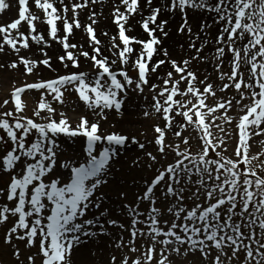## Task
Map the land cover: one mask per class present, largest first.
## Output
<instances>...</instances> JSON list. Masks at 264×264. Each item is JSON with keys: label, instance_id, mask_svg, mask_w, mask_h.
<instances>
[{"label": "snow or ice", "instance_id": "6c2138e0", "mask_svg": "<svg viewBox=\"0 0 264 264\" xmlns=\"http://www.w3.org/2000/svg\"><path fill=\"white\" fill-rule=\"evenodd\" d=\"M57 2L60 9L53 0H31L39 10L37 14L31 11L30 0H18V17L0 24V53H5L7 47L13 57L0 62V71L34 76L43 66L55 73L52 78L14 86L9 97L0 100V132L3 133L0 143L8 145L0 155V169L8 176L5 187L0 188V198L4 201L0 206V224L7 223L10 216L13 218L4 242L12 245L17 259L21 252L13 241L37 248L35 254L27 257L29 264H35L37 257L41 264H74L75 248L90 239L110 235L109 227H118L127 231L130 238L124 241L121 235L117 247H129L136 252L138 238L150 242L142 254L143 264H151L157 245H160L161 257L157 264H165L164 254L179 253L181 246H187L185 253L199 250L205 259L212 249L217 250L219 255L215 256L213 264H223L221 256L227 255L225 248L231 249L229 261L239 259L238 253H244L243 264H264V176L246 167L257 158L248 155L250 135L264 133V0H161L159 4L154 0H119L111 13L118 28L117 35L109 37L115 56L111 60L104 54L103 42L97 35L96 26L103 14L90 10L89 22L84 25L79 19L78 10L101 0ZM9 8L7 0H0V13ZM193 10L203 16L196 31L189 22V11ZM177 12L182 20L177 32L186 36L189 53L179 62L163 46L169 36L166 31L169 20L162 17L165 13ZM136 17L147 38L129 34L134 31L129 21ZM21 22L27 24V34L20 31ZM38 22L46 23L47 35L61 46V54L49 55L46 48L51 47V42L38 31ZM58 22L62 27H58ZM213 25H216L215 36L210 31ZM74 28L87 33V48L70 41ZM101 35L109 34L103 31ZM30 41L37 46L39 55L21 54L22 49L31 51ZM209 44L214 48L219 90L222 93L234 90L238 95L235 104L241 106L243 113L237 124L239 146L234 152L235 159L222 154L219 149L225 140L214 139L211 132L212 127L224 132L215 123L217 120L223 119L226 124L232 121L228 109L233 107V101L225 95L218 98L215 105L206 104L209 95L216 97V87L207 75L200 80L198 69L193 67V62H208L201 53ZM134 45L139 46V51ZM180 47L183 50V45ZM154 57L163 58L154 61ZM82 59L91 63L90 71L80 70ZM226 59L231 65L227 72L222 69ZM57 63L65 71H58L54 66ZM165 65L170 70L161 76L158 70ZM242 65L248 66L247 72ZM153 77L162 84L152 82ZM182 85H186L183 91ZM145 88L152 93L151 107L165 121L163 128L158 124L154 126L153 140L141 142L132 133L106 131L103 125L108 121L107 110L123 118L130 93L142 95ZM69 89L78 93L94 119L82 115L73 126L67 115L57 113L45 97L46 93L50 94L52 100L63 104L64 94ZM26 90L41 92L39 104L33 109V116L39 119L23 115L27 102L21 96ZM178 94L191 95L192 100L174 99ZM245 100L248 103H244ZM10 104L13 107L5 110ZM218 110L222 113L219 117ZM149 115L147 110L143 112V116ZM176 115L183 118L181 127L191 125L201 133L199 152L193 154L188 137L175 130L180 123L175 121ZM169 130L184 147L181 149V144H177L172 149L174 161L145 182L134 205L122 204L130 221L126 227L110 218V210L105 207L108 196L103 191L109 181L115 179L113 165L121 155L120 149L135 145L148 160L159 164L157 155H167L172 147L166 144ZM62 135L84 138L86 146L82 158H65L61 162L58 137ZM101 142L106 146L98 150ZM148 145L158 146L157 155L147 151ZM139 163L137 156L132 164ZM57 165L66 176L52 175ZM190 184L194 191L187 187ZM161 185L163 198L170 202L164 212L156 207L155 191ZM185 191H191L188 199L196 201L191 207L184 203ZM119 198L126 200L127 193L121 191ZM141 202L150 204L146 214L140 210ZM165 214L172 219L161 221ZM128 259L125 256L121 264H128ZM111 260L116 264L115 256ZM132 264H141V256L132 260Z\"/></svg>", "mask_w": 264, "mask_h": 264}, {"label": "rangeland", "instance_id": "374dc122", "mask_svg": "<svg viewBox=\"0 0 264 264\" xmlns=\"http://www.w3.org/2000/svg\"><path fill=\"white\" fill-rule=\"evenodd\" d=\"M193 12H194V14L195 13L201 14L197 10L189 11V13H191V14ZM175 14H179V13L177 12ZM202 18H203V16H199L198 18L193 17V18H189V21L191 20V21L195 22L197 25L198 22L200 23V20ZM137 28L140 32L143 33V36H141V38H147V33L144 32L142 26L139 23L137 24ZM210 31L212 33V36H215L216 35V25H213V27H212V29H210ZM117 33H118V28L116 30L115 35H117ZM180 36L182 37V39H185L187 41L186 36H183V35H180ZM139 38H140V36H139ZM173 48L175 50V55H172V53H171V56L173 58L178 59V62H179L181 57L187 58V56L189 55V53L187 51L188 42L186 43L185 54H182V53H184V52H182V49L178 50L177 54H176V46ZM137 51H139V46H138ZM59 54H61V53L54 54V56L59 55ZM36 55H39V53H37ZM201 55L206 56L208 62L207 63L193 62V67L198 69V75H199L200 80H203L204 77L207 75L210 78V82H213L214 86L216 87V97H212L211 95H209L208 99L205 101V103L208 105H215L216 103L219 102L218 98L223 97L225 95L227 96L228 99L233 101V107L228 109V115L232 116V118H233L232 121H230L226 124L223 119L217 120L215 123H218L220 125V127H222L224 129V132L222 133L219 130V128H216V127H212L211 132L213 134L214 139L220 138V139L225 140V144L221 147V149H219L222 152V154L225 157L235 159L236 157L234 155V152H235V149L239 146V139H238L239 130L237 128V124H238L240 115L243 114L241 112V106H238L235 104V99H238V95L235 93L234 90H232V91L225 90L223 93L220 92V90H219L220 81L217 78L216 71H214L215 61L213 59V57H214L213 45L209 44L205 48V50L201 53ZM9 56H11V54L8 51V49L6 48L5 53H0V62L10 60L11 58H9ZM30 56H32V55H30ZM109 56H110L109 57L110 60L115 58L113 49H110ZM158 58H163V57H157V59ZM154 61H155V59H154ZM54 66L57 67L58 71H60V72L65 71L58 63L55 64ZM163 67H165L167 70H170V67L168 65H165ZM230 67H231V65L228 62V60L226 59L225 63L222 65V69L225 72H227ZM242 67H244L245 72H247L248 66L242 65ZM9 73L10 74H17L18 79L11 78V79L7 80L9 85H8V83L6 85L11 88L10 91L8 90V92L5 89L8 87L0 83V100H2L4 98H8L10 92L14 88L13 86H15V84H18V82H20L21 84L23 82H33L35 79H40V78L48 79V78L54 77V75H55V73H53L51 71H49V72L43 71L39 74V76L37 73H35L34 76H25V75H22L18 71H7V72L0 71V81L2 80V77L4 75L6 76ZM163 75L164 74H161V76H163ZM154 78H155V80H153L152 82L162 84V81L157 80L156 77H153V79ZM178 78L179 77L177 76V79ZM4 79H5V77H4ZM185 89H186V85H182L181 90L183 91ZM146 92H149V93H146ZM25 93H27V94L29 93V94L27 95V108L25 109L23 115H26L28 117H33L34 119H39V118H36L33 116V109L35 107H37L39 104L41 92L37 91V90H27V91H25ZM45 97L49 102H51L52 106L56 109L57 113L63 112L67 115V117L69 118V120L73 124V126L78 122L79 117L82 115H88L93 119L95 118V117H92L91 111L87 108L85 103L79 99L78 93L75 92L74 90L69 89L68 91L65 92L64 98H63L64 99L63 104L59 103L58 101L52 100L50 94L46 93ZM130 97L131 98L129 100H127V102L124 106L123 117H125V118L128 117V118L133 119V120H131L132 122L128 123V124L132 125V127H131L132 131L130 132V129L126 130V128H124V127L115 128L116 125L114 128L110 127L106 131H117V132L125 133V134L132 133V134H135L138 137V139L141 140V142L152 141L153 136H154V126L158 124L163 128L165 125V121L161 118V115L159 113H156L153 110V108L151 107V105L154 103V101L152 100V93L149 91L148 88H145V91L142 95L130 93ZM174 99H180L183 101H187V100H192V97H191V95L181 97L178 94L176 97H174ZM193 102H196V101H193ZM244 103H248V101L245 100ZM12 107H13V105L10 104V105L6 106L5 110L10 109ZM145 110H147L150 113V115L148 117L143 116V112ZM204 110H206V109H204ZM107 114H108V121L104 123V124H107V127H109L110 125H114V122H113L114 120L121 119L120 114L116 113L115 111L107 110ZM216 115L218 117L221 116L222 115L221 111L218 110ZM194 119H195V117H194ZM175 121L180 122V123L176 124L175 130L181 131L182 136L188 137L189 148L192 151V153L195 154V153L199 152L200 151V144L202 143V141L199 139V136L201 135L199 130L195 129L194 126H191V125L181 127V123H183V118L179 115L175 116ZM207 121H208V118L206 117V122ZM225 133H227V136H225ZM0 135H3V133L0 132ZM58 142L60 144V150L59 151L61 152V162H63V159H65V158L77 160V159H80L83 157L84 152H83V150L78 151L79 150L78 148L76 149V146H77L76 143H78V144L80 143V146H82L84 149V144H85L84 138H80V137L72 138V137H65L62 135V136L58 137ZM166 144H170L172 146L171 148H169L167 155H157L158 146H154V145H148L147 146V151H151L154 155H157V159L159 160V164H155V163L151 162L150 160H148L147 157H145L142 152H139L137 150L136 146L133 145L138 154L134 155L133 157H130L128 163L124 166V168H125L126 172H131L130 176L134 177L135 180H139V181L141 180L142 181L141 186L143 187V190H144L145 182L153 179L155 177V175L158 174L159 171L163 170L164 166H166L168 163H172L174 161L175 152L172 149H174L177 144H181V141L173 134L172 130H169L166 132ZM248 144H249L248 155L250 157H257V158L252 159L251 164L246 166V167L254 168L258 175L264 176V133H262L259 136L250 135V139L248 141ZM6 147H8V145H5L4 143H0V155L4 154ZM183 147H184V145L181 144V149H183ZM98 150H102L101 145L99 146ZM137 156L140 157V163H139V165L134 166L132 164V161ZM149 165H151V167H149ZM16 170H17V172H19L20 168L17 167ZM132 174H134L135 176H133ZM52 175L53 176L61 175L59 165H57V168ZM66 175H67V173L65 172L63 174V176H66ZM7 181H8V176L3 172L2 169H0V188L5 187ZM187 187L189 189H191L192 191H194L193 185L190 184ZM120 192L121 191L115 190L112 193L113 195H110L113 199L117 198V200L119 202L118 205L120 207H122V204H124V203L134 205L135 200H136V196H137V194L135 192L131 191V195H129L127 193V199L124 201L120 200V198H119ZM124 192H126V191H124ZM155 195L157 196L156 207H158L162 212H164L166 210V208L169 206L170 202L163 198V185L160 186L159 190L155 191ZM190 195H191V191H185L184 203L189 207H191L194 203H196V201L188 199V197ZM202 201H203V197L201 198V202ZM3 203H4L3 198H0V206H2ZM10 206H11V203H10ZM149 207H150V204L148 202H141L140 203V210L142 212H145V214L147 213V209ZM142 219H143V217H142ZM160 219H161V221H163L164 219L171 220L172 217L168 214H165ZM12 221H13V218L10 216L9 221L7 223L0 224V264H25V262H28L27 257L29 255L35 254L37 252V248L36 247L29 248L23 242L13 241V243L17 247L20 248V252H21L19 259H17V257L14 255V249H13L12 245L6 244L4 242V235H5L6 229L11 225ZM128 225L129 224H125L126 227ZM138 227H144V226L138 225ZM126 234L128 236L127 237V240H128L130 238V235L127 231H126ZM148 243H150V242L146 241L142 238H138L135 241V247L137 248L136 252H132V251H130L129 247H125V249H123L121 251V255L119 257H117L115 255H112V257L113 256L116 257V264H121V261L123 260V258L125 256H127L129 258L128 264H132V260H134L137 256H141V264H143L142 254L144 252H146ZM185 247H187V246H181L179 253H177V252L165 253L164 255L167 257L165 264H213V260H214L215 256L219 255V252L217 250L212 249L211 255L207 259H205L201 255L199 250H196L194 252L189 251V252L185 253ZM159 248H160V245H157L156 246V252L154 253V259L151 262V264H157V261L161 258L159 255ZM224 251L227 253V255L221 256V260H222L223 264H243L244 253H238L239 259L233 258L231 261H229L228 256H231V249L225 248ZM112 257H110V260ZM35 264H41L40 257L36 258Z\"/></svg>", "mask_w": 264, "mask_h": 264}, {"label": "bare ground", "instance_id": "6f19581e", "mask_svg": "<svg viewBox=\"0 0 264 264\" xmlns=\"http://www.w3.org/2000/svg\"><path fill=\"white\" fill-rule=\"evenodd\" d=\"M7 2L10 4V8L5 10L3 13H0V24L10 23L18 17V0H7ZM53 2L56 3V7L58 9L61 8V5L57 2V0H53ZM68 2L69 0H65V3H68ZM118 2L119 0H101V2L96 5H90L89 8L78 10L80 13L79 19L82 25L87 24L89 22L88 15L90 14V10L97 11L103 14L96 28H97V35L103 42L102 47H103L104 54L107 56H109V51L110 49H112L110 47L109 37L115 35L116 30H117V26L113 22V17L111 13L113 11V5L114 4L118 5ZM160 2L161 0H154L155 4H159ZM30 9L32 12L39 14V10L35 8V6L31 3V0H30ZM68 15L71 16L72 14L69 13ZM199 16H202V15L197 14V13L194 14V12L192 14L189 13V18H193V17L198 18ZM162 18L169 20L168 26L166 28V31H169V36L166 39H164L163 46L169 50L170 54L172 53V55H175V50L173 47L176 46V54H177V51L181 49L180 45H183L182 52L184 53L182 54H185V47H186L187 41L185 39H182L180 34H178L177 32L178 26L182 21L180 14L165 13ZM138 19L139 17L130 19L129 23L134 27V31H131L129 34L137 36V37L140 36L141 38V36H143V33L140 32L137 28ZM209 19L211 18L209 17ZM189 22L193 25V29H194L193 31H196L198 29L199 22L197 25L195 22L191 20ZM58 27H62L59 24V22H58ZM37 29L38 31L43 32L46 36V39H48L51 42V47L46 48L49 55L54 56V54L61 53V46L58 43L51 41V37L47 35L48 26L46 25V23L38 22ZM20 31L25 32V34H27L28 26L25 22H21ZM103 31H107L109 35L108 36L101 35ZM60 34L62 35L63 33L61 32ZM87 40H88L87 33L83 29L74 28L73 36L70 38V41L72 43L83 44L84 47L87 48L88 47ZM117 42L119 43V41ZM30 43L32 44L31 51L22 49L21 54L30 56V55H33L34 53L35 54L39 53L37 51V46L35 45V43L31 41ZM134 47L138 49V46L134 45ZM9 58H13L12 54L11 56H9ZM154 59H157V57H154ZM91 67L92 66L90 62L83 60V59L81 60L80 70L90 71ZM165 70L167 69L162 66L161 69H159L158 71L160 74H164ZM43 71L49 72L48 69L41 66L40 70L37 72L38 76ZM69 71H75V69H70ZM11 78L18 79V75L10 74V73L7 74L6 76L4 75L0 83L7 86L6 85L8 83L7 80ZM153 80H155V78ZM20 85H21L20 82H18V84H15V86H20ZM5 89L8 92V90L10 91L11 88L8 87ZM146 93H149V92H146ZM28 94L24 92L21 96V99L27 102ZM131 120L133 119L128 118V117L126 118L123 117L119 120H114L113 122H114V125H116L115 128L124 127L126 128V130L130 129V132H131L132 125L128 124L132 122ZM103 127L105 130L110 128V126L107 127V124H104ZM76 144H77L76 149L78 148L79 149L78 151H82L83 147L80 146V143L79 144L76 143ZM100 145L102 147L106 146L104 142H101ZM84 147H85V144H84ZM120 151H121V155L119 159L116 160L113 165V175L115 179L110 180L109 184L103 189L107 193V196H108V199L105 201V207L109 208L110 210V218L117 219L118 221L124 224H129L130 221H128L129 218L127 217L126 210H123L122 207L118 205L119 202L117 198L113 199L110 195H113L112 193L115 190L126 191V193H128L129 195H131V191L135 192L136 194H140L143 192V187L141 186L142 181L135 180L134 177L130 176L131 172H126L124 168V166L128 163L130 157H133L134 155L138 154L136 152V149L134 148L133 145H128L126 149L122 148L120 149ZM64 173H65L64 170L60 169V174L63 175ZM132 175L135 176L134 174ZM95 211L96 210L93 209V212ZM108 231L110 235H101L98 238L90 239L88 243L81 245L79 248H75L72 254V259H73L74 264H112L110 257H112V255L119 257L121 255V251L125 249V247H117L116 246L117 241L120 240L121 235L123 236L124 241L127 240L128 236L126 234V231H122L118 227H109ZM28 263L29 262H25V264H28Z\"/></svg>", "mask_w": 264, "mask_h": 264}]
</instances>
